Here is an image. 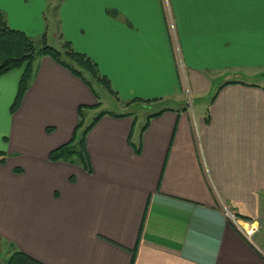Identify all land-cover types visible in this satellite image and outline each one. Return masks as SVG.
Returning a JSON list of instances; mask_svg holds the SVG:
<instances>
[{"label": "crops", "instance_id": "crops-1", "mask_svg": "<svg viewBox=\"0 0 264 264\" xmlns=\"http://www.w3.org/2000/svg\"><path fill=\"white\" fill-rule=\"evenodd\" d=\"M0 11L90 58L122 109L87 134V167L53 162L79 110L101 104L95 87L40 56L12 113L23 70L0 78V261L264 264V0H2ZM137 105L154 110L138 132Z\"/></svg>", "mask_w": 264, "mask_h": 264}, {"label": "trees", "instance_id": "trees-1", "mask_svg": "<svg viewBox=\"0 0 264 264\" xmlns=\"http://www.w3.org/2000/svg\"><path fill=\"white\" fill-rule=\"evenodd\" d=\"M40 40L41 46L37 48L35 40L21 31L12 29L7 23L5 14L0 11V78L13 70H23L17 95L11 107L12 113H15L19 109L29 89L34 76V64L36 59L40 56L51 57L71 70L74 74L81 77L89 85H92V81L99 84L107 83V81L101 77L93 61L87 56L74 51L69 42H66L63 50L60 51L48 45L46 34H44ZM86 74L90 76L92 81L86 77ZM105 113L106 112L100 113L91 125L84 127V110L80 109V121L75 129L72 140L53 150L49 155V159L53 162H79L87 167L89 162L85 144L86 136ZM80 131H82L81 136H79ZM6 264L40 263L16 251L8 258Z\"/></svg>", "mask_w": 264, "mask_h": 264}, {"label": "rangeland", "instance_id": "rangeland-1", "mask_svg": "<svg viewBox=\"0 0 264 264\" xmlns=\"http://www.w3.org/2000/svg\"><path fill=\"white\" fill-rule=\"evenodd\" d=\"M34 40H35L36 47L39 48L41 46V40L40 39H34ZM48 45L51 47H54L60 51L63 50L62 46L59 44V42L57 40L49 39ZM86 77L92 81V79L90 78L89 75L86 74ZM255 80H257V81L261 80L262 81L263 78L261 77V78L255 79ZM263 82H264V80H263ZM92 84L100 96V99H101L100 103L101 104L98 106L97 110H95L94 112H86L85 113V116H84L85 126L84 127H88L89 125H91L93 123V121L96 119V117H98V115L102 111H108L109 110V111H113L116 113H119L122 111V109H120L118 104L113 103V99L110 96L107 97L106 90L102 89V87H100L97 83H95L93 81H92ZM134 109L136 111V116L138 118V120H137L138 122L136 125L137 132H138V130L144 126V124L146 123V121L148 119V116L151 113H153L154 110H152L151 107L142 106V105H137V106H135ZM81 132L82 131L79 132V136H81ZM3 262L6 263V261L4 259H1L0 264Z\"/></svg>", "mask_w": 264, "mask_h": 264}, {"label": "built area", "instance_id": "built-area-1", "mask_svg": "<svg viewBox=\"0 0 264 264\" xmlns=\"http://www.w3.org/2000/svg\"><path fill=\"white\" fill-rule=\"evenodd\" d=\"M226 216L236 226V228L247 237H250L254 231H256L253 223L238 218L235 214L228 210H226Z\"/></svg>", "mask_w": 264, "mask_h": 264}, {"label": "snow or ice", "instance_id": "snow-or-ice-1", "mask_svg": "<svg viewBox=\"0 0 264 264\" xmlns=\"http://www.w3.org/2000/svg\"><path fill=\"white\" fill-rule=\"evenodd\" d=\"M0 2H2V0H0Z\"/></svg>", "mask_w": 264, "mask_h": 264}]
</instances>
